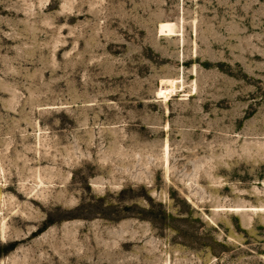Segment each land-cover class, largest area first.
<instances>
[{
  "label": "rangeland",
  "instance_id": "1",
  "mask_svg": "<svg viewBox=\"0 0 264 264\" xmlns=\"http://www.w3.org/2000/svg\"><path fill=\"white\" fill-rule=\"evenodd\" d=\"M0 264H264V0H0Z\"/></svg>",
  "mask_w": 264,
  "mask_h": 264
}]
</instances>
